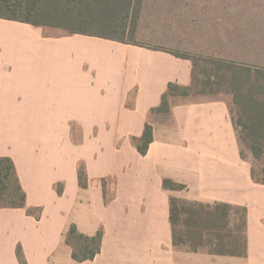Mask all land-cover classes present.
Here are the masks:
<instances>
[{"label":"crops","instance_id":"1","mask_svg":"<svg viewBox=\"0 0 264 264\" xmlns=\"http://www.w3.org/2000/svg\"><path fill=\"white\" fill-rule=\"evenodd\" d=\"M225 23L220 13L202 30L139 17L135 40L122 43L0 19V157L25 193L24 208L0 209V264H20L18 250L25 264H264V184L252 179L225 100L170 101L165 120L149 118L146 155L132 143L168 84L192 85V62L173 52L234 56ZM172 197L245 208L246 256L175 249ZM72 225L102 231L94 260L72 259Z\"/></svg>","mask_w":264,"mask_h":264},{"label":"trees","instance_id":"2","mask_svg":"<svg viewBox=\"0 0 264 264\" xmlns=\"http://www.w3.org/2000/svg\"><path fill=\"white\" fill-rule=\"evenodd\" d=\"M141 0H0V19L29 24L36 27H50L62 30L68 35H85L122 43L121 38L113 37L110 31H120L132 36L135 33ZM176 57L194 60L173 53ZM219 69L228 72L231 77L233 102L246 109L250 115L249 123L243 124L248 131L247 137L252 143L251 151L255 158L262 154L258 143L264 138V101L256 100L249 85L248 67L236 66L229 62L212 61ZM218 69V70H219ZM256 74V72H255ZM194 76V74H193ZM194 79V77H193ZM248 84V89L245 87ZM192 86V85H191ZM190 87L168 84L158 107L151 109L148 121L144 125L142 136L132 138L137 152L144 156L153 141V129L149 118L154 114L168 117L169 99L175 95L187 96ZM246 88V94L242 92ZM256 133V134H255ZM256 146V147H255ZM252 179L255 183L264 184ZM78 180L85 187L84 171L78 170ZM164 189L180 191L184 186L170 180L163 181ZM0 209L24 208L25 193L22 190L14 164L11 159L0 157ZM28 214L32 215L31 211ZM233 218L234 224L229 226ZM169 220L171 225L172 246L187 252H205L222 256H246V209L228 204H201L180 202L170 198ZM187 229H178L180 223ZM103 233L99 230L93 236L79 233L75 226H70L64 236L65 243L71 248V257L78 263L92 261L100 253ZM20 264H25L20 251L17 252Z\"/></svg>","mask_w":264,"mask_h":264},{"label":"rangeland","instance_id":"3","mask_svg":"<svg viewBox=\"0 0 264 264\" xmlns=\"http://www.w3.org/2000/svg\"><path fill=\"white\" fill-rule=\"evenodd\" d=\"M139 7L138 18L143 17L146 24L150 23V21H158L160 18H167L169 20H181L184 23L191 24L192 29L200 28V30L205 27L197 26L205 24L214 14L220 13L222 20L226 21L223 29L227 46H229L228 43L230 42H233L236 46V51L233 52L234 56L231 59L223 60L232 61L229 63H232L234 67H248L251 71L248 76V84L253 85L251 93L252 95L256 94V100L264 101V0H182L181 2L176 0H141ZM192 19L196 22L192 23ZM43 28H45V33L47 34H61L60 29ZM185 29L190 28L185 27ZM120 30L110 31V34L126 42L135 40V33L130 36L126 33L122 34ZM199 37L201 38V33ZM234 45L232 44V46ZM173 53L194 60V80L187 96L175 95L169 99V102L180 99L198 101L221 98L225 100L228 103L230 116L236 129L241 155L251 163L255 180L264 183V138L258 143V148H260L262 154L259 158H255L251 151L252 143L247 137L248 131L243 126V124L249 123L250 115L246 113L244 107L241 108L233 102L234 93L230 88L232 76L225 72L223 68L219 69L212 62L219 60L202 58L187 51H176ZM248 84L245 86L247 89ZM246 88L242 90L244 94L247 93ZM154 119L165 120L166 117L154 114L150 120ZM176 199L180 202H186L179 198ZM233 224L234 220L232 218L229 226ZM178 229L184 231L187 229V225L181 222Z\"/></svg>","mask_w":264,"mask_h":264}]
</instances>
